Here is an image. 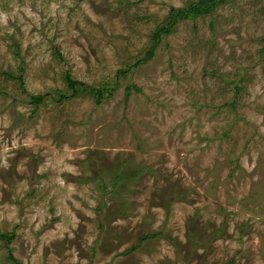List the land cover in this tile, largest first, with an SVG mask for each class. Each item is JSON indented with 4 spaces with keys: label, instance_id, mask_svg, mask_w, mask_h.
Returning a JSON list of instances; mask_svg holds the SVG:
<instances>
[{
    "label": "rangeland",
    "instance_id": "rangeland-1",
    "mask_svg": "<svg viewBox=\"0 0 264 264\" xmlns=\"http://www.w3.org/2000/svg\"><path fill=\"white\" fill-rule=\"evenodd\" d=\"M199 1L0 0V264H264V0L130 68Z\"/></svg>",
    "mask_w": 264,
    "mask_h": 264
},
{
    "label": "trees",
    "instance_id": "trees-1",
    "mask_svg": "<svg viewBox=\"0 0 264 264\" xmlns=\"http://www.w3.org/2000/svg\"><path fill=\"white\" fill-rule=\"evenodd\" d=\"M232 2L234 0H200L199 2H193L186 8H172L170 11V15L168 17V23L167 25H162L157 28V30L154 32L152 36L153 40V46L150 48V50L147 52V56L145 59H138L135 64L130 66V68H136L137 66L141 64H145L149 61H151L157 52V48L161 42L162 35H168L172 28L175 26V24L179 20H183L185 18L189 17H198L201 15H211L214 9L221 3L225 2ZM17 55H20L19 48L17 49ZM21 73L23 74V68L20 69ZM17 76L18 80L22 81L24 80L23 75ZM64 79L67 83L68 89L72 92L71 95L69 94H60V102L70 99L75 96H83V95H89L91 97H94L97 101L98 105L103 103L105 100L111 96L112 92L116 89V86L119 84L117 79L112 80V82H104L101 84L102 87H94L93 85H88L84 82L77 81L73 79L69 73H66L64 75ZM111 84H114L113 87L109 86ZM240 86V85H239ZM32 103L36 106H40L44 103L46 95H31ZM122 172L116 171L114 177L116 176L117 180L120 179ZM0 237L1 239H7V243L11 242L14 238V235H4L0 231ZM10 260L13 262H16V259L13 257L12 254H10Z\"/></svg>",
    "mask_w": 264,
    "mask_h": 264
}]
</instances>
